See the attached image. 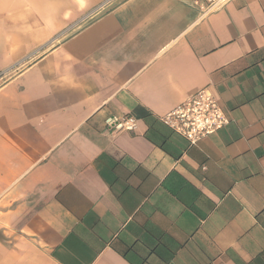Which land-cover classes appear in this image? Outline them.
Listing matches in <instances>:
<instances>
[{
	"label": "crops",
	"instance_id": "1",
	"mask_svg": "<svg viewBox=\"0 0 264 264\" xmlns=\"http://www.w3.org/2000/svg\"><path fill=\"white\" fill-rule=\"evenodd\" d=\"M204 5L0 0V264H264V0Z\"/></svg>",
	"mask_w": 264,
	"mask_h": 264
},
{
	"label": "built area",
	"instance_id": "2",
	"mask_svg": "<svg viewBox=\"0 0 264 264\" xmlns=\"http://www.w3.org/2000/svg\"><path fill=\"white\" fill-rule=\"evenodd\" d=\"M202 1L207 11H220L232 0ZM160 120L190 145L198 144L229 124V119L209 89H203L190 96ZM137 125L138 119L131 115L123 118L110 117L106 121L107 129L117 133H134Z\"/></svg>",
	"mask_w": 264,
	"mask_h": 264
}]
</instances>
